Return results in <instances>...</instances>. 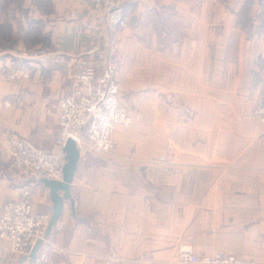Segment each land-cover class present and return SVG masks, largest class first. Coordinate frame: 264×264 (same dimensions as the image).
Here are the masks:
<instances>
[{
  "label": "crops",
  "instance_id": "crops-1",
  "mask_svg": "<svg viewBox=\"0 0 264 264\" xmlns=\"http://www.w3.org/2000/svg\"><path fill=\"white\" fill-rule=\"evenodd\" d=\"M93 3L94 0H0V70L6 67L20 77L18 82L7 83L0 76L3 201L14 199L11 189L21 187L20 181L12 179L7 171L15 142L24 138L43 150L54 149L60 132L58 103L69 94L71 79L89 52L107 36L95 19ZM125 12L128 29L124 34H135L142 41L132 48L127 46V40L121 42L120 53L122 58L125 55V61L133 53L137 62L140 55L148 54L157 68L166 66L168 82L177 87L170 94L178 103L184 105L192 99L200 101L201 106L204 100L197 116L206 117L212 112L210 115L216 118L221 116L224 110L218 104L223 102L228 105L224 108L238 117V124L224 126L230 133L231 153H225L223 156H229L223 158L233 168L218 174L216 186L210 189L209 175L204 170L188 173L162 169L153 157L151 162L145 158V143L136 136L131 139L132 129H117L114 153L81 155L71 187L72 198L64 200L61 216L49 233L51 246L46 259L41 258L40 250L33 263L24 259L27 256L7 254L9 243L0 241V264H167L160 261L176 257L167 246V237L160 238L161 233L166 234L161 230L160 214L174 215L177 181L189 180L183 188L187 193L180 192L190 196L193 178L201 180L200 203L216 199L223 212H232L231 225L228 220L227 224H217L233 228L232 233L222 236L225 242L221 248L228 254L264 262V124L258 122L255 126L249 122L257 121L253 117L255 101H250L249 96L256 97L260 90L264 91V60L252 64L257 71L250 70V63L246 66L239 60L240 52L252 49L246 46H252L255 37L264 36V0H127ZM31 47L47 48L63 55L65 61L37 64L21 59L19 54ZM210 52H215V59L209 58ZM226 52H236V59H225ZM20 66L28 79L20 76ZM199 72L205 75V81L214 78L217 85L228 73L234 84L248 77L252 93L240 96L238 85L234 90L229 86V99L218 100L216 95L215 110L208 111L211 95H202L200 87L193 90V85L199 83ZM171 109L177 116H188L187 108L173 105ZM181 128L189 129L186 123ZM156 144L159 150L161 146ZM58 194L64 195L62 191ZM35 206L53 215L49 189Z\"/></svg>",
  "mask_w": 264,
  "mask_h": 264
},
{
  "label": "rangeland",
  "instance_id": "rangeland-1",
  "mask_svg": "<svg viewBox=\"0 0 264 264\" xmlns=\"http://www.w3.org/2000/svg\"><path fill=\"white\" fill-rule=\"evenodd\" d=\"M248 38L251 39L252 36ZM255 38V43L253 42L254 44L252 43V46H246V48L252 49L250 51L245 50L240 52L239 57V60H243V64L245 63L246 66L248 63L251 64L250 70L252 71L258 70V68L253 65L260 60H264V36H257ZM124 40H127V46L131 48L135 46L136 42L138 44L142 42L135 34L127 36L123 31L118 37V47L120 52V45ZM144 42L147 41L145 40ZM42 48L47 49L44 47L28 48L21 52L19 57L21 58L24 52L39 50ZM208 55L212 56L209 58L215 59V52H210ZM232 58L234 60L236 59V52L225 53V59L230 60ZM153 63L155 64V60H152L148 54L145 57H141L140 55L138 62L136 61L135 53L128 57L127 61H125V55L123 58L121 56V66L117 77L123 89L121 90L120 87L121 100L132 118V125L126 130L122 128L118 129L125 132H130L132 129L131 139L135 140L136 136L139 140L143 139V142L145 143L143 149V152H145V158H148L147 160L151 162L153 157L154 162H158L162 169L166 170L169 168H175L178 172L185 170L188 173H199L201 170H204L209 175V188L211 189L216 186L215 179L218 174H225L227 170L229 171L233 168V164L225 162L223 158L228 157L231 153V147L229 145L230 133L226 132L224 126L238 124L239 119L236 116L233 117L228 110L224 108L228 105H225L223 102L218 104V108L221 105L224 110L220 114L221 116L218 115L216 118L213 115H210L213 114V112L206 117L201 115L197 116L200 107H203L204 105V100L201 101V106L199 105L200 101L192 99L191 102L187 104L183 103L184 105L178 103V100H175L173 94H170L171 90H173V93L177 90V87H173V83L168 82V68L161 65L163 68L159 69ZM232 69L233 75L235 68L233 67ZM22 70L23 69L20 66V76L22 79H28V74L25 77L26 71ZM228 70H231V68H228ZM197 75H201V77L199 83L196 80L197 83L193 85V90L195 88L197 90L198 87H200L202 95H204V93L211 95L207 104L208 111L215 110L214 97L216 95L218 100L227 101L231 94L226 93V90H231L232 87L234 90L235 85H238L239 92H241L237 95L240 94L241 96L242 93H249L251 86H253L252 84H249L248 77L237 79L234 84L232 75L228 76L229 73L224 78L223 82L218 85L214 78H208L207 81H205L204 78L206 77L203 73L200 74L199 72ZM0 76L7 83L18 82L17 80L20 78L17 73H9L6 67L1 68ZM10 76H15V79H10ZM229 86L231 89H229ZM189 91H191L190 88ZM250 93H252V91ZM262 95H264V91L260 90L258 96H249L250 101H255L253 102V117H255L257 121L254 122L253 120H249V122L254 125L258 122L262 125L264 124L261 121L260 116L256 113L257 102ZM157 96H159L158 100ZM173 105L176 108L179 106L187 108L188 116L184 117L175 115L174 110L171 109L173 108ZM157 110H159V113ZM240 121L242 124L245 123L243 115ZM184 123L188 124V131L181 128ZM156 142L161 146L159 147V150L156 149ZM115 149L104 154L114 153ZM148 151H150V153H147ZM225 153L229 155L223 156ZM7 171L12 176V179L18 182L20 181L18 177L11 172L10 165L8 166ZM188 181H185L187 183L183 182L181 179L177 181V208L174 215L168 214L167 216H164L160 214L161 230L167 234L161 233L160 238L163 239L164 237H167V241L169 242L167 246L170 251L173 253L175 252L176 257L172 260H161V263L168 261L167 264H180L179 253L182 251H192L199 255H211L217 252L227 253V250L221 248L225 242L223 241L222 236L232 233L233 228L228 225L217 227V224H227L228 220V224L231 225L229 216L232 215V212L227 210L223 212L221 206H217L216 199H209L207 204L200 203L198 192L201 187V180L198 178H193L191 180V195L183 196L180 190H183L184 186L188 185ZM2 185H5V182H3ZM20 190L21 187L11 189L12 193L10 194H12L14 199L19 195ZM1 191L2 190L0 189V195ZM183 193L185 195L187 191L184 192L183 190ZM4 195H1L2 197H0V204L3 201L2 199L5 198ZM39 211H41V209H39ZM169 213L173 212L169 211ZM246 258L249 257L246 256ZM146 262L147 261H144V264H146ZM257 262L264 264L263 261Z\"/></svg>",
  "mask_w": 264,
  "mask_h": 264
},
{
  "label": "built area",
  "instance_id": "built-area-1",
  "mask_svg": "<svg viewBox=\"0 0 264 264\" xmlns=\"http://www.w3.org/2000/svg\"><path fill=\"white\" fill-rule=\"evenodd\" d=\"M127 0H94L93 13L107 36L88 54L72 77L69 94L58 106L59 136L54 149L46 151L33 146L24 138L17 139L10 158V170L21 182L16 199L0 204V241L8 242L7 254L28 256L34 245L42 240L41 258L46 259L51 246L47 230L50 212H41L36 200L47 193L44 181L62 182L64 179V148L73 139L81 155L109 153L115 149L114 133L132 125V118L121 100L117 75L121 66L118 47L119 34L128 29L125 12ZM23 59L37 64L63 63L65 57L48 49L27 51ZM27 73L25 74V77ZM15 79V76H10ZM264 95L257 102L256 113L264 123ZM107 124V129L102 125ZM84 134V136H83ZM81 136L84 140L81 146ZM48 246V247H47ZM180 264H260L251 258L224 252L199 255L182 251Z\"/></svg>",
  "mask_w": 264,
  "mask_h": 264
},
{
  "label": "water",
  "instance_id": "water-1",
  "mask_svg": "<svg viewBox=\"0 0 264 264\" xmlns=\"http://www.w3.org/2000/svg\"><path fill=\"white\" fill-rule=\"evenodd\" d=\"M65 153V166H64V179L62 182L56 181H44V185L50 190L51 198L54 203V213L51 217L49 227L47 230V237L53 226L57 223L59 217L61 216L64 200H71V187L74 182L75 174L81 159V152L78 148L76 142L73 139H69L64 148ZM62 191L64 193L61 197L58 192ZM43 245L42 240H39L32 248L30 254L24 258L29 259L31 263L35 262L39 250H41Z\"/></svg>",
  "mask_w": 264,
  "mask_h": 264
},
{
  "label": "bare ground",
  "instance_id": "bare-ground-1",
  "mask_svg": "<svg viewBox=\"0 0 264 264\" xmlns=\"http://www.w3.org/2000/svg\"><path fill=\"white\" fill-rule=\"evenodd\" d=\"M101 127L104 128V129H107V124L102 125ZM76 138H77L78 140H80L79 145L81 146V144L83 143L84 140L82 139L81 136H76ZM11 154H12V151H11ZM40 251H41V250H40ZM41 253H42V252H41Z\"/></svg>",
  "mask_w": 264,
  "mask_h": 264
}]
</instances>
